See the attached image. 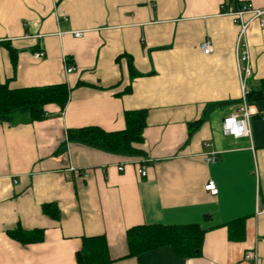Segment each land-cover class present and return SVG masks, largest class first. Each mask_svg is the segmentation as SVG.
<instances>
[{
  "label": "crops",
  "instance_id": "1",
  "mask_svg": "<svg viewBox=\"0 0 264 264\" xmlns=\"http://www.w3.org/2000/svg\"><path fill=\"white\" fill-rule=\"evenodd\" d=\"M236 1L264 10V0ZM223 2L0 0V85L69 90L62 111L51 104L43 120L0 123V264H76L83 238L101 236L108 264H250L253 248L264 264V93L255 102L242 94L238 27L219 13ZM243 44L244 87L259 90L264 29L255 21ZM65 60L75 71L65 73ZM217 103L188 136V124ZM244 104L250 135L233 138L222 121ZM139 110L147 114L136 146L143 158L65 141L68 130L122 131L124 113ZM210 153L214 163L205 161ZM43 205H54L59 220ZM143 225L199 226V256L179 258L163 246L127 257L126 231ZM16 229L43 238L23 244L9 236Z\"/></svg>",
  "mask_w": 264,
  "mask_h": 264
},
{
  "label": "trees",
  "instance_id": "2",
  "mask_svg": "<svg viewBox=\"0 0 264 264\" xmlns=\"http://www.w3.org/2000/svg\"><path fill=\"white\" fill-rule=\"evenodd\" d=\"M228 3L238 5L236 0ZM11 60L14 52L8 48ZM129 70L132 66L129 63ZM69 90L66 84H56L44 87L10 89L5 83L0 85V123H10L16 115H24L29 122L43 120L46 117L44 107L55 105L62 111L68 100ZM264 80L260 81L259 90H249L245 94L247 102L262 99ZM222 103L207 105L202 117L188 124V136L204 121L207 113ZM146 111L124 113L125 128L118 132H105L98 127H86L68 130L67 143H77L105 153L131 158H143L144 152L136 146L143 143V131L146 127ZM42 212L52 220H59V212L54 205H43ZM9 236L23 244L39 242L43 235L40 231L24 232L16 229ZM203 231L197 225L166 227V226H136L126 231L127 257L169 246L176 256L187 259L199 256ZM76 264H108L107 245L104 237L83 238L81 250L75 254Z\"/></svg>",
  "mask_w": 264,
  "mask_h": 264
},
{
  "label": "built area",
  "instance_id": "3",
  "mask_svg": "<svg viewBox=\"0 0 264 264\" xmlns=\"http://www.w3.org/2000/svg\"><path fill=\"white\" fill-rule=\"evenodd\" d=\"M219 13L231 17L238 27L237 38L235 42V50L237 55V68L239 76L241 77V90L243 96H245L247 90L244 87L245 79L250 75V68L248 65V51L246 46L243 44L247 30L252 22H256L260 28L264 29V10L256 9L251 4H241L234 5L233 3L223 2L219 8ZM248 17V18H247ZM73 36L79 38L81 36L80 32H74ZM200 50L204 55H208L211 52L210 45L208 41L201 43ZM41 51L34 53L35 58L43 57ZM65 63V73L69 74L75 71L73 66ZM251 114L248 111L246 105L244 104L240 109L238 114L231 115L224 118L222 121L223 132L233 138L248 137L250 135L248 122L250 120ZM207 163H214L216 161V154L210 153L205 157ZM138 174L144 177L146 172L145 168L140 164ZM206 192L215 196L217 194V189L212 182H208L204 187ZM245 261L250 264H259L258 254L256 248H253L245 253Z\"/></svg>",
  "mask_w": 264,
  "mask_h": 264
}]
</instances>
